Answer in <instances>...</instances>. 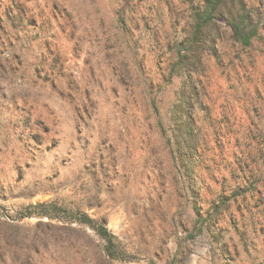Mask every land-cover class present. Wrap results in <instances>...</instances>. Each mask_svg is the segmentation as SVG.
Here are the masks:
<instances>
[{"label": "rangeland", "instance_id": "374dc122", "mask_svg": "<svg viewBox=\"0 0 264 264\" xmlns=\"http://www.w3.org/2000/svg\"><path fill=\"white\" fill-rule=\"evenodd\" d=\"M203 1L0 0V264H264V0L175 66Z\"/></svg>", "mask_w": 264, "mask_h": 264}, {"label": "trees", "instance_id": "16d2710c", "mask_svg": "<svg viewBox=\"0 0 264 264\" xmlns=\"http://www.w3.org/2000/svg\"><path fill=\"white\" fill-rule=\"evenodd\" d=\"M189 32L184 41H177L176 58L174 65H180L187 62L185 59L186 53H194L201 49V46L206 40H209V33L212 28L218 24V21H225L230 31V38L243 47L250 46L257 34V25L253 19V13L251 10L246 9V3L244 0H204L202 5L192 9L190 13ZM120 26L123 28L126 22L123 19H119ZM184 44L183 46H181ZM182 52V53H181ZM193 62V61H192ZM180 104L174 108L177 112V108ZM175 117L174 122L176 129L174 131V142L171 144V150L176 154H179L181 165L186 172L189 169V164L185 162V150H182L184 146L190 148L195 146L197 138L193 132L194 122L192 120H183ZM178 156V157H179ZM37 206L45 208L44 214L49 215L48 211L57 209L58 207L54 203H41ZM200 214V212H198ZM74 219L80 224H84L91 228L97 237L103 242V251L106 256L114 259H126L124 258V252L117 249L115 243V236L106 227L105 220L103 218L94 219L86 213H79L74 216Z\"/></svg>", "mask_w": 264, "mask_h": 264}]
</instances>
